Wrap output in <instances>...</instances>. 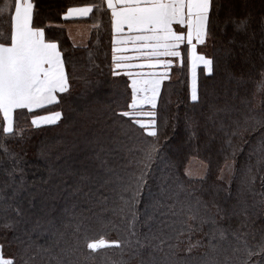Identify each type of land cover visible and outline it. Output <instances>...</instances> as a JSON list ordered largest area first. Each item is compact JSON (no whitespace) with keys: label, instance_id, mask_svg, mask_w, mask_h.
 Masks as SVG:
<instances>
[{"label":"snow or ice","instance_id":"snow-or-ice-1","mask_svg":"<svg viewBox=\"0 0 264 264\" xmlns=\"http://www.w3.org/2000/svg\"><path fill=\"white\" fill-rule=\"evenodd\" d=\"M222 9L225 15L221 21L219 14ZM98 11L101 15L110 14L112 74L118 76L123 72L129 77L132 96L127 110L114 112L106 118L111 122L104 124L96 141L95 174L81 175L72 189L73 193L83 195L88 203L107 205L103 211H110L125 221L127 236L123 240H109L103 230L112 222L104 216H97L95 227L100 231L93 235V225L84 218H75L73 212V220L69 223L75 240L70 242L66 239L67 232L61 231L55 221L37 218L33 222L22 203L17 202L19 193L25 187L23 168L18 154L11 152L7 145V138L16 136L18 132L15 110L27 109L32 114L33 127L57 124L63 112L50 111L47 106L60 104L64 99L61 94H70L71 85L66 61L57 43L46 38L44 28L33 26L32 0H14V11L8 13L9 27L0 34V136L4 138L0 140V152L13 161L9 175L19 172L21 178L11 185L10 194L0 193V228L14 234L22 231L24 238L14 235L21 245L20 255L5 258L0 252V264H36L38 257L43 261L42 254L47 255V264H81L79 259H74L77 252L82 253L86 248L90 255L110 247L119 248L122 252L127 250L132 256L140 255L141 249L150 247L164 255H153L149 264H180L175 249L182 242L181 238L188 240L187 254L195 247L208 248L201 264H220L218 257L222 252L229 251L239 264H264V239L257 245L250 243V238L255 239V230L252 213L245 200L238 199L231 208L221 207L214 200L210 204L200 199H182V185L178 179L159 183L155 191L149 185L152 165L161 154L155 119L157 97L162 81L168 79L171 65L176 59L184 63L182 46L187 47L192 76L191 99L195 101L198 99V64H202L204 70L211 74L215 63L214 57L198 53L196 45L206 44L213 38L214 21L222 23L225 28L231 25L234 28L233 37L246 34L250 27L248 17L234 11L232 0H101L100 4L70 5L62 15L65 19L88 17ZM3 15L4 9L0 8V18ZM260 25L264 34V19H261ZM233 43L234 40L229 41V47L224 49V57L237 64V70L231 72L230 77L239 85L245 79V66L253 64L254 52L243 43L238 49L232 47ZM130 46L136 54L134 57L125 55ZM133 59L140 60V63L133 64ZM260 59L259 73L264 85V35ZM133 68L153 71L134 72ZM145 106L150 107L145 110ZM36 110H43L46 114H38ZM217 111L230 119L236 108L234 104L225 102L224 107ZM232 125H227L223 118L220 121V129L225 131L228 147L233 149L234 155L238 145L233 143L232 138L241 132L253 131L257 126L264 127V120L246 115L243 123L235 119ZM134 126H138V129ZM138 130L155 139L140 140L135 135ZM116 157H120L119 164L114 162ZM231 168L226 156L221 173ZM49 171L50 177H61L57 188L67 184L63 177L69 173L62 172L55 165ZM185 174L189 173L186 171ZM250 183V179L242 181V185ZM140 204L144 205L147 217V233L136 230ZM211 208H215V212ZM232 217L237 219L235 226L231 223ZM220 220L228 221L227 225L220 223ZM152 221H156L155 228ZM176 224L181 227L177 229ZM204 225L210 226L209 232L205 233L206 239L193 242V234L202 231ZM64 227L67 228V225ZM33 232H50L55 239L45 248L33 240ZM173 240L177 243H172ZM221 241H227V248L222 246ZM254 255L261 259L254 262ZM184 264H187V260ZM225 264H232L231 256H225Z\"/></svg>","mask_w":264,"mask_h":264},{"label":"trees","instance_id":"trees-1","mask_svg":"<svg viewBox=\"0 0 264 264\" xmlns=\"http://www.w3.org/2000/svg\"><path fill=\"white\" fill-rule=\"evenodd\" d=\"M8 2L10 5L7 8ZM32 2L33 26L44 28L46 38L57 43L66 61L71 89L70 94H61L64 99L60 104L47 106L50 111L63 112L61 121L57 124L33 127L32 114L28 110H15L14 120L18 132L16 136L7 138V145L11 152L18 154L23 168L25 187L19 193L17 202L22 203L33 222L37 218L55 221L60 225L61 231L67 232L66 239L70 242L75 240L69 223L73 220V212L75 218H84L93 225V235L100 231L95 227L97 216L106 217L115 225H109L103 230L107 238L123 240L127 236L125 221L110 211H103L107 205L88 203L83 195L73 193L72 189L81 175H94L96 172V141L104 124L111 122L106 121V118L114 112L127 110L131 101L127 78L112 74L110 14L101 15L98 11L84 19L68 22L62 15L68 6L100 4L101 0ZM232 5L238 15L248 17L250 27L246 34L233 37L234 28L231 25L225 28L222 23L214 21L213 38L199 49L202 54L215 58L214 70L211 74H205L201 69L198 71V99L192 101L189 96L188 59L185 49L184 63L173 67L169 79L162 84L155 108L161 154L152 165L149 185L155 191L159 183L178 179L182 185V199H200L210 204L214 200L221 207L231 208L238 199L245 200L252 213L255 230V239L250 238V243L257 245L264 239V127L257 126L253 131L241 132L233 137V143L238 145L233 155V149L228 147L225 131L220 129V121L223 118L227 125H232L233 120L239 119L243 123L246 115H251L256 120H264V85L261 84L262 77L259 73L260 48L264 35L260 21L264 19V0H232ZM0 8L4 9V15L0 18L2 34L9 27L8 13L14 10V0H0ZM219 15L222 21L225 11L222 9ZM67 23L90 26L84 44L75 46L71 43L64 28ZM230 40H234L232 47L238 49L243 43L254 52L253 64L245 66V79L239 85L230 77V73L237 70V64L224 57V49L229 47ZM225 102L234 104L236 108L230 119L223 112L217 111L224 107ZM36 111L41 115L46 114L43 110ZM134 127L138 129V126ZM135 135L143 141L155 139L142 130H138ZM3 139L0 136V140ZM226 156L228 163H232V168L229 177L223 179L221 169L225 166ZM191 159H197L205 165L201 178H189L185 174ZM114 162L119 164L120 157H116ZM53 165L62 172L69 173L63 177L67 184L60 188L56 184L61 177H50L49 169ZM12 167V159L0 152V193L10 194L11 185L21 178L19 172L9 175ZM245 179L251 180L250 185H242ZM138 208L136 230L147 233L144 205L140 204ZM211 211L215 212V208H211ZM220 223L227 225L228 221L220 220ZM231 223L236 225V217H232ZM151 224L153 228L156 227V221ZM175 227L179 229L181 225L176 224ZM209 229V225H204L202 231L195 232L192 236L193 242L205 240V233ZM14 235L24 238L22 231L14 234L0 228V252L5 258H16L20 255L21 245L14 239ZM32 238L37 245L45 248L55 239L50 232H33ZM181 241L175 249L180 264H184L185 260L187 264H201L208 248L195 247L187 254L185 249L188 240L181 238ZM172 243L177 242L173 240ZM221 244L227 248V241H221ZM42 255L43 261L38 257L36 264H47V255ZM153 255L163 256L164 253L145 247L141 249L140 255L132 256L127 250L122 252L119 248L110 247L88 255V250L84 248L82 253L77 252L74 259H79L81 264H121L122 261L125 264H141L142 261L143 264H149ZM225 256L232 257V264H239L230 251L221 253L218 257L220 264H225ZM260 259L256 255L252 257L254 262Z\"/></svg>","mask_w":264,"mask_h":264},{"label":"crops","instance_id":"crops-1","mask_svg":"<svg viewBox=\"0 0 264 264\" xmlns=\"http://www.w3.org/2000/svg\"><path fill=\"white\" fill-rule=\"evenodd\" d=\"M84 18H86V17H73V18H69V19H65L63 17V19L66 20V21H68V22L69 21H73V20L84 19ZM64 28L66 30V33H67V36H68L69 40L71 41V43L73 45L79 46V45L84 44L87 41L88 33H89V30H90V26L89 25H87V24H81V23H79V24L78 23H67V24L64 25ZM125 31H127V30H125ZM202 45L203 44H197L196 45V51L198 53H201L199 51V49H200V47ZM182 49L183 50L185 49L186 50V54H187V47H186V45L182 46ZM125 55H127L129 57H134L136 54H135L134 50L131 49V46H130L129 47V51L127 53H125ZM187 59H188V54H187ZM131 62L133 64H138V63H140V60L133 59ZM180 65H181V63H180L179 59H176L175 62L170 67L169 74H168V79H169V75H170L171 69L173 67L180 66ZM200 69L203 70L205 74H209V73H207L204 70V66L202 64H198L197 69H196V86H197L198 71ZM132 71H134V72H149V71H153V70L148 69V68H144V69L133 68ZM120 75L125 76L127 78V80H128V84L130 85L131 81H130L129 77L127 75H125L123 72H121ZM188 77H189V96H190V99H191L192 76H191V73H190V70H189V65H188ZM168 79H165V80L162 81L161 87H162L163 82L164 81H167ZM129 89H130V93H131L130 86H129ZM160 91H161V89H160ZM131 96H132V93H131ZM158 97H157V101H158ZM149 107L150 106H145V110H148ZM42 126H44V125H42Z\"/></svg>","mask_w":264,"mask_h":264},{"label":"rangeland","instance_id":"rangeland-1","mask_svg":"<svg viewBox=\"0 0 264 264\" xmlns=\"http://www.w3.org/2000/svg\"><path fill=\"white\" fill-rule=\"evenodd\" d=\"M10 5V2L7 3V8ZM232 165V163H230ZM224 168V167H223ZM189 174L187 175L189 178H201L204 175L205 172V165L197 160V159H191L189 164L187 165V170ZM231 174V170H226L223 174L221 173V177L223 179H226V177Z\"/></svg>","mask_w":264,"mask_h":264}]
</instances>
